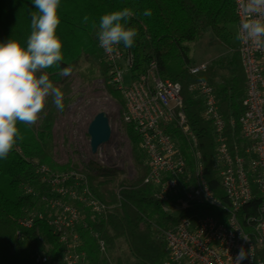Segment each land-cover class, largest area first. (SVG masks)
Listing matches in <instances>:
<instances>
[{
    "label": "trees",
    "instance_id": "1",
    "mask_svg": "<svg viewBox=\"0 0 264 264\" xmlns=\"http://www.w3.org/2000/svg\"><path fill=\"white\" fill-rule=\"evenodd\" d=\"M124 8L132 12L127 26L135 28L138 33L133 46L125 48L133 54L130 76L138 77L152 59L156 62L155 72L160 78L181 84L183 110L202 152L205 178L214 195L226 203L223 188L212 169L215 141L211 127L201 117V99L194 97L188 86L201 79L208 80L214 85L223 118L227 122L231 119L237 121L243 110L245 72L236 50L235 0H61L58 8L60 24L57 27V35L63 45L64 61L61 65L70 67L73 72L85 64L88 74L92 75L97 68L101 75L106 76L108 65L98 48L96 31L103 14ZM146 9H151V16L143 15ZM35 10L33 0H0V42L13 38L26 47L30 35V14ZM85 16L88 17L87 22H84ZM207 31L215 36L217 43L230 50L231 56L210 62L205 71L191 74L189 44L204 37ZM226 62L231 66V72L220 75L219 66ZM44 71L63 92L65 109L72 89L68 76H61L55 66ZM109 91L124 107L120 91L111 84ZM59 114L61 112L56 109L52 97H48L40 119L34 125L18 122L23 140H17L7 159H0V264H47L41 262L43 256H47L49 262L64 264L62 243L46 218L36 217L31 227L20 223L33 212H48L44 198L51 196L50 175L67 168L58 164L53 154V129ZM164 129L179 140L181 152L191 166V154L179 130ZM127 133L137 174L129 179L123 170L102 167L91 161L87 179L93 194L104 198L95 184L99 177L118 176L120 203L96 220H91L85 212L88 215L83 220L85 226L79 227L82 241L79 249L84 254L77 264H111L107 253L115 248L119 239L133 258L131 264H162L166 258L167 248L160 228H166L176 220L162 210L160 201L153 195V184L145 180L147 167L139 135L132 126H128ZM225 133L230 147L240 143L237 122L232 127L227 125ZM42 165L48 167L47 175L38 171ZM111 201L117 200L113 198ZM257 202L255 199L252 205ZM192 206L194 209L197 204L192 203ZM91 231L98 232L105 240L106 254L99 251ZM116 264H123V259L117 256Z\"/></svg>",
    "mask_w": 264,
    "mask_h": 264
},
{
    "label": "built area",
    "instance_id": "2",
    "mask_svg": "<svg viewBox=\"0 0 264 264\" xmlns=\"http://www.w3.org/2000/svg\"><path fill=\"white\" fill-rule=\"evenodd\" d=\"M235 12L238 30L247 17L237 0ZM98 48L108 65V84L123 94L120 126L125 131L132 126L139 135L147 167L145 180L153 184V195L160 201L162 210L176 220L172 225L160 228L167 248L162 264H235L241 247L246 251L251 249L249 257L241 264H264V51L238 39L236 50L245 72V93L243 110L237 121L227 122L223 118L214 85L208 80L201 79L188 86V91L201 99V117L211 127L215 141L212 169L223 188L224 203L214 195L205 178L202 152L183 110L181 84L160 78L155 72L156 62L151 59L146 70L136 78L130 76V84L125 86V73L130 75L133 64L132 52L125 50L122 44L112 53H105L99 44ZM208 65V62L192 63L189 72L197 74L205 71ZM235 121L239 125L240 143L230 147L225 131L227 125L232 127ZM165 127L171 131L179 130L191 154V166L181 152L179 140L167 133ZM83 138L88 156L79 159L81 151H73L79 165L50 175L51 196L44 198L48 212H33L20 221L21 225L31 227L36 217L46 218L62 243L64 264H77L84 254L79 249L82 243L79 227L85 226L83 220L88 215L91 220H96L120 203L118 179L114 189L116 202L93 194L87 179L91 161L102 167L120 168L117 160L116 165L108 164L100 152L111 141L101 144L93 153L87 132ZM56 150L55 145L54 160L65 165ZM38 171L45 175L49 173L48 167L43 165ZM255 199L258 202L254 206ZM173 202L175 205L171 204ZM192 203L197 207L205 206L209 213L193 212L197 207L192 209ZM241 231L248 237L247 241L241 238ZM90 234L96 239L99 251L106 254L105 240L96 231ZM40 260L58 264L49 262L47 256Z\"/></svg>",
    "mask_w": 264,
    "mask_h": 264
},
{
    "label": "clouds",
    "instance_id": "3",
    "mask_svg": "<svg viewBox=\"0 0 264 264\" xmlns=\"http://www.w3.org/2000/svg\"><path fill=\"white\" fill-rule=\"evenodd\" d=\"M60 2L33 0L36 10L30 14L26 47L13 38L0 42V159H7L17 140H23L18 122L34 125L40 119L48 97H52L58 111H64V94L44 71L55 66L61 76H70L72 72L70 67H60L64 61L62 41L57 35ZM237 2L247 17L238 27L237 39L264 51V0ZM143 15L151 16V9H146ZM131 16L132 12L124 8L100 17L96 36L105 53H112L121 44L125 48L133 46L138 33L135 28L127 26ZM87 21L85 16L84 22ZM93 26L96 27L95 23ZM241 238L248 240L242 231ZM250 252L251 249L246 251L241 247L234 259L235 264H241Z\"/></svg>",
    "mask_w": 264,
    "mask_h": 264
},
{
    "label": "rangeland",
    "instance_id": "4",
    "mask_svg": "<svg viewBox=\"0 0 264 264\" xmlns=\"http://www.w3.org/2000/svg\"><path fill=\"white\" fill-rule=\"evenodd\" d=\"M189 57L194 64L203 62H217L222 57L228 59L231 56L230 50L217 43L215 36L207 31L204 37L189 44ZM231 72V66L228 63L219 66L220 75H227ZM219 79V78H218ZM130 75L125 73L124 84H130ZM70 83L69 102L64 111L59 114L54 125V141L57 148V155L64 160L66 167L79 165L73 155V151H81L79 159L88 156V149L84 143V134L90 118H93L98 112H106L111 129V144L102 147V152L107 158L108 164L117 160L120 163L121 170L125 171V177L133 178L137 174V169L133 164L132 143L129 139L127 129L122 130L120 126V114L123 106L109 91L107 75L103 76L96 68L92 75L87 72V65H82L76 71L68 76ZM122 97L123 94L120 92ZM124 99V98H123ZM114 144V145H113ZM54 151V150H53ZM58 157V158H59ZM74 158L75 160L73 161ZM120 177L101 176L98 182V191L105 199L109 201L114 198V189L117 179ZM103 181L99 183L100 181ZM193 212L197 214L209 213L208 209L201 205ZM85 214V212H84ZM111 264H116V257L123 259V264H131L133 258L128 254L125 243L119 239L114 249L107 253Z\"/></svg>",
    "mask_w": 264,
    "mask_h": 264
},
{
    "label": "water",
    "instance_id": "5",
    "mask_svg": "<svg viewBox=\"0 0 264 264\" xmlns=\"http://www.w3.org/2000/svg\"><path fill=\"white\" fill-rule=\"evenodd\" d=\"M61 67H64V64ZM105 113L104 111L98 112L87 128V133L90 137V148L93 153L97 151L98 146L103 143H108L111 140V129L108 116ZM117 170H121V168H117Z\"/></svg>",
    "mask_w": 264,
    "mask_h": 264
}]
</instances>
